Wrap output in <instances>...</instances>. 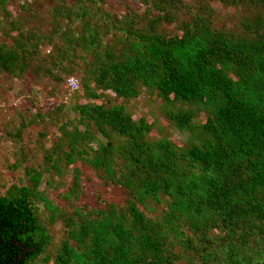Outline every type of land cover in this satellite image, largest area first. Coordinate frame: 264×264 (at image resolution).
Returning <instances> with one entry per match:
<instances>
[{
    "label": "trees",
    "instance_id": "trees-1",
    "mask_svg": "<svg viewBox=\"0 0 264 264\" xmlns=\"http://www.w3.org/2000/svg\"><path fill=\"white\" fill-rule=\"evenodd\" d=\"M250 1L264 7V0ZM71 5L58 6L52 17L54 29L63 30L62 34H67V27L61 18L69 15ZM258 15L253 22H240L244 32L239 34L210 27L209 19L199 14L179 35L154 31L151 23L148 31H139L143 44L140 56L109 60L94 70V85L120 98L137 96L138 87L143 86L155 91L163 102L179 99L202 104L209 114L200 127L208 139L185 148L169 140H145L146 123L140 118L131 120L124 106L80 104L86 124L105 138L104 143L97 142L89 162L113 174L114 143L107 138L108 131H113L123 139L117 149L124 153L127 166L122 165L124 172L111 179L126 187L132 182L140 190L136 196L131 194L134 198L128 212L120 211L114 219L106 214L114 211L113 204L78 222L58 214L64 224L70 222L65 228L66 239L75 246L64 240L52 264L169 263L163 252L164 224L146 221L135 203L145 196L158 201L161 194L167 197V211H180L184 222L200 235L201 243L190 238L186 241L192 250H203L202 258L210 254L203 245L210 239L207 232L217 229L224 231L217 244L223 250L219 264H264L259 252L246 251L249 258L244 252L251 232L264 239V28L260 31L264 16ZM80 31L78 39L64 36L65 40L88 48L100 44L95 26L85 23ZM14 38L10 44L0 41V73L9 72L29 51L30 40H23V34L17 43ZM103 53L110 55L106 50ZM86 89L89 97L98 96L95 87ZM190 118L189 113H181L175 125L185 127ZM74 137L79 143L95 140L86 128ZM68 147L69 151L61 153L72 160L75 152L70 144ZM74 176L72 185L77 182ZM30 179V185L11 184L0 195V264H31L48 243L47 231L32 203L37 197V175ZM237 241L244 247L236 248Z\"/></svg>",
    "mask_w": 264,
    "mask_h": 264
},
{
    "label": "rangeland",
    "instance_id": "rangeland-1",
    "mask_svg": "<svg viewBox=\"0 0 264 264\" xmlns=\"http://www.w3.org/2000/svg\"><path fill=\"white\" fill-rule=\"evenodd\" d=\"M69 5V15L61 18V22L66 23L67 34H62L63 30L54 29L52 17L58 6ZM195 14L209 19L210 27L239 34L244 32L240 22H253L258 14L264 16V7L250 0L1 2L0 41L10 44L17 36L14 38L17 43L20 34H23V40H30L28 53L9 72L0 73V195L11 184L30 185V177L37 175L34 185L37 197L32 203L47 231L48 243L31 264H52L64 240L75 246L74 241L66 239L65 228L70 222L64 224L62 218H57L58 214L78 222L81 218H93L96 209L105 211L113 204L114 211L106 214H110L109 219H114L116 213L128 212L129 202L140 190L132 182L126 187L111 179L124 172L122 165L127 166L122 157L124 153L117 149L123 139L113 131H108L107 136L114 143L111 152L113 174H106L103 168H94L89 162L95 156L97 142L104 143L105 138L93 125L86 124L78 109L80 104L124 106L131 120L140 118L146 123L145 140H169L174 146L185 148L201 145L208 139L200 127L209 114L202 104L179 99L163 102L155 91L143 86L138 87L137 96L120 98L108 89L94 85V70L106 61L143 53L139 34L148 31L149 24L153 23L154 31L179 35L190 26ZM157 16L161 18L156 19ZM85 23L99 31V45L88 48L83 43L65 40L64 36L78 39ZM11 24L14 25L12 29ZM103 50L110 55H105ZM71 82L75 85L71 86ZM77 85L78 88L73 90ZM86 87H95L98 96L89 97ZM168 108L175 118L181 113H189L191 118L187 126L177 127ZM85 128L94 134L95 140L79 143L74 136L80 135ZM69 144L75 152L72 160H67L61 153V150L69 151ZM75 174L77 182L72 185ZM135 203L146 221L164 224L161 229L165 239L163 252L170 261L166 264H219L223 250L217 244L224 231L211 229L207 232L210 239L203 241V245H207L204 251L210 254L202 258L203 250H192L186 241L190 238L193 243H201L200 235L184 222L185 216L180 211H167L165 195L161 194L158 201L145 196ZM123 222L127 223L128 219ZM245 246L236 242V248L259 252V257L264 260V239L256 232L250 233ZM246 256L249 258L247 252Z\"/></svg>",
    "mask_w": 264,
    "mask_h": 264
},
{
    "label": "built area",
    "instance_id": "built-area-1",
    "mask_svg": "<svg viewBox=\"0 0 264 264\" xmlns=\"http://www.w3.org/2000/svg\"><path fill=\"white\" fill-rule=\"evenodd\" d=\"M75 84H74V82H71V86H74Z\"/></svg>",
    "mask_w": 264,
    "mask_h": 264
}]
</instances>
